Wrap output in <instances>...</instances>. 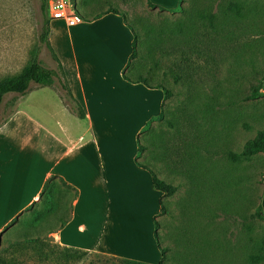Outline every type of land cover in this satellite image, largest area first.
I'll use <instances>...</instances> for the list:
<instances>
[{"label":"rangeland","instance_id":"rangeland-1","mask_svg":"<svg viewBox=\"0 0 264 264\" xmlns=\"http://www.w3.org/2000/svg\"><path fill=\"white\" fill-rule=\"evenodd\" d=\"M73 1L79 15L108 8L122 13L136 36V53L124 74L171 92L164 99L158 88L162 115L146 121L132 144L143 147L136 151L137 162L177 189L160 198L164 209L154 216L157 227L148 216L152 201L146 210L126 206L127 247L133 249L137 240L153 248L158 257L150 249L144 259L157 264L156 232L164 248L162 264H264V152L230 156L264 129V0H181L173 8L150 7L146 0ZM40 20V0H0V83L29 64L39 44ZM38 57L45 66H56L46 46ZM259 83L260 93L245 98ZM21 96L4 95L0 124ZM133 178L123 174L121 198L134 191ZM56 189V212L66 217L73 191L59 184ZM39 208L40 203L14 221L18 234L0 237V264H122V256L64 251L43 231L41 241L14 244L27 237L20 233L23 223ZM58 224L49 214L41 227ZM258 253L263 259L249 262V254Z\"/></svg>","mask_w":264,"mask_h":264},{"label":"crops","instance_id":"crops-1","mask_svg":"<svg viewBox=\"0 0 264 264\" xmlns=\"http://www.w3.org/2000/svg\"><path fill=\"white\" fill-rule=\"evenodd\" d=\"M150 1L173 8L180 0ZM88 12L73 26L51 20L48 37L85 117L68 109L59 90L33 85L0 124V237L19 233L10 222L38 205L45 181L56 175L78 191L66 222L47 233L48 227H41L47 219L30 224V218L23 230L52 237L64 247L147 262L144 252L151 249L153 258L158 252L153 256V248L137 240L133 249L127 247L125 209L146 210L152 201L149 218L160 211L163 195L153 188L149 171L136 163L138 147L132 141L159 114L162 90L124 79L133 33L122 15L94 18L98 12ZM126 172L134 176V191L121 198L117 188Z\"/></svg>","mask_w":264,"mask_h":264},{"label":"trees","instance_id":"trees-1","mask_svg":"<svg viewBox=\"0 0 264 264\" xmlns=\"http://www.w3.org/2000/svg\"><path fill=\"white\" fill-rule=\"evenodd\" d=\"M147 5L150 7H158L163 8L161 6H157L156 4L152 3L150 0H146ZM181 2V0H180ZM236 6V4H233ZM77 9V8H76ZM78 11V10H77ZM109 12H114L117 14L122 15L124 22L125 18L122 13H120L117 10L114 9H106L102 10L94 15V18H98L101 15ZM236 15L241 16V13L239 10H236ZM40 14H41V20H40V34H39V44L36 48L34 56L31 58L29 64L27 67L24 68V70L16 75L13 76L3 82L0 83V104L3 100V97L7 93H17V94H24L31 85H38V86H52L57 85L59 90L62 93V98L65 100L67 107L70 108V110L80 119H83L85 117V112L80 105V103L74 98L70 87L68 85V82L66 80V76L62 67V64L54 52L53 48L50 45L49 42V32H50V19L48 15V2L47 0H40ZM203 17V14H200ZM126 25H128L126 23ZM129 26V25H128ZM133 33V40H132V52L130 54V59L135 55L136 53V36L133 32L132 28L129 26ZM42 45L46 46V48L49 50L51 54L52 60L55 62V67H47L45 66L41 60L39 59L38 55L42 50ZM129 63V62H128ZM124 79L130 81V82H136V83H143L148 88H160L163 90L164 93V99L170 96V90L168 88H165L163 86H155L150 87L145 81L143 80H131L129 77H127L123 72ZM261 83L252 86L250 90V94L247 95L245 98H253L256 97L260 92L261 89ZM162 115V112H160L155 118H160ZM151 119V120H152ZM149 120L147 124L151 121ZM146 124V125H147ZM145 125V126H146ZM144 126V127H145ZM143 149V147L138 143V152H140ZM258 152H264V129H259L254 137L248 139L245 141V143L242 146V149L238 153H231L230 156L233 159H237L238 157H246L248 155H251L253 153ZM136 163L138 166L145 168L149 171L152 179V186L155 190L160 191L162 195L171 196L175 193L177 186L173 185L169 182H166L165 180L159 178L156 176V174L148 169L147 167L139 164L137 161ZM61 185L65 188L71 189L72 187L67 184L62 178L57 177L56 175H51L47 178V180L44 183L43 189L40 193V208L34 213L30 218V224L39 222L40 220L47 219L49 214H54L57 216V220L59 221L60 225H63L68 215L65 217L62 210L57 211L58 206V200L55 197V193L57 191L56 187L57 185ZM73 194H72V200L75 199L78 195V191L76 188H73ZM71 200V203H72ZM71 206V205H70ZM31 206H29L27 209H29ZM160 209L163 211V205L160 202ZM16 221V219H13L10 223H13ZM9 223V224H10ZM8 224V225H9ZM155 227H157V222L154 220ZM47 233L52 232V227L47 228ZM24 235L26 234L27 237H24L22 240L15 241L14 244L18 245L21 244V242H32V241H41L42 238L36 234L30 232L27 228L23 230L22 232ZM28 235L32 237H28ZM154 236L157 240L159 250L161 252V260L157 264H162V260L164 259V248L160 246L158 241V235L155 232ZM264 248V240L261 242V249ZM64 251H71L73 253H80V249L71 248V247H63ZM82 252V251H81ZM83 253H86L83 251ZM263 259V256L258 254H249L248 260L251 263H258ZM120 263L122 264H150L143 261L133 260V259H120Z\"/></svg>","mask_w":264,"mask_h":264},{"label":"built area","instance_id":"built-area-1","mask_svg":"<svg viewBox=\"0 0 264 264\" xmlns=\"http://www.w3.org/2000/svg\"><path fill=\"white\" fill-rule=\"evenodd\" d=\"M48 15L51 20H64L68 26L75 25L81 18L73 0H48Z\"/></svg>","mask_w":264,"mask_h":264}]
</instances>
